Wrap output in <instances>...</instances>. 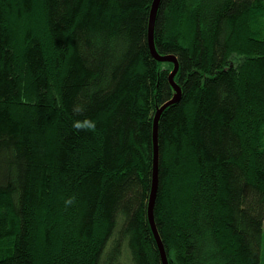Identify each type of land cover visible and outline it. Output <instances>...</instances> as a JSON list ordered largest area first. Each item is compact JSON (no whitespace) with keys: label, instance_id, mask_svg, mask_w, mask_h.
Instances as JSON below:
<instances>
[{"label":"trees","instance_id":"trees-1","mask_svg":"<svg viewBox=\"0 0 264 264\" xmlns=\"http://www.w3.org/2000/svg\"><path fill=\"white\" fill-rule=\"evenodd\" d=\"M154 0H0V264H163L148 218ZM170 264H264V0H162Z\"/></svg>","mask_w":264,"mask_h":264},{"label":"water","instance_id":"water-1","mask_svg":"<svg viewBox=\"0 0 264 264\" xmlns=\"http://www.w3.org/2000/svg\"><path fill=\"white\" fill-rule=\"evenodd\" d=\"M162 0H154L151 7L149 27H148V39L149 46L153 56L158 61H169L174 63V68L169 74V81L174 88V95L171 99L165 102L162 106L157 109L154 118V127H153V150H154V160H153V178H152V187L150 192V199L148 205V218L152 227L153 234L155 236L158 248L161 254V259L163 264H170L167 251L164 245V242L159 233L156 221H155V204L159 188V164H160V147H159V121L163 111L171 104L178 102L182 97V88L175 79V76L179 70V60L174 54H160L156 48L155 43V25L158 10Z\"/></svg>","mask_w":264,"mask_h":264}]
</instances>
